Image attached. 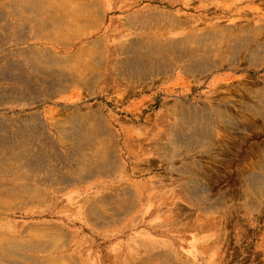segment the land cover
Masks as SVG:
<instances>
[{"label":"bare ground","instance_id":"bare-ground-1","mask_svg":"<svg viewBox=\"0 0 264 264\" xmlns=\"http://www.w3.org/2000/svg\"><path fill=\"white\" fill-rule=\"evenodd\" d=\"M112 1L0 0V45L8 37L11 26L23 31L30 23L37 22L32 15H44L46 17L38 22L39 28L53 32L45 35L38 31L36 36L52 37L54 44L64 48L85 39L86 47L107 50L105 38L87 40L101 32L108 36L105 28L108 13L132 7L128 3L113 6ZM11 14L18 17L16 24L12 23ZM179 23L172 14L155 7H145L129 15L123 26L148 35L126 42L119 36L120 58L111 67L114 81L165 72L172 68L174 61L182 59H186V71L212 70L216 67V54L229 58L239 47L251 43L250 37H233L231 26L212 27L217 30L206 28L208 30L201 34L192 33L182 39L153 35L158 30L176 28ZM37 46L19 47L15 50L16 56L10 53L0 59V106L21 104V95L38 91L36 82L56 86L63 93L69 91L73 82L91 85L86 89L88 98L76 99L75 102H83L75 105L97 98L101 90L95 92L89 82L109 78L110 67L104 52L84 53L83 48L77 54L66 56ZM255 53H262L260 46ZM259 96L264 104V89ZM72 99L73 96L66 97V101ZM163 106L172 111L174 120L169 139L158 147L168 160L192 148L213 142L215 145L214 120L223 122L228 117L221 111L212 114L213 109L208 105L200 110L193 105L180 104L179 100L173 105L164 102ZM42 117L36 114L24 119L0 118V264H189L179 259L175 251L159 246L154 240L156 236L176 234L180 222L176 215V218L158 222L155 216L165 211L167 204L155 208L156 202L146 194L147 182L131 184L127 180L123 188H116L112 194L98 192L83 196L75 192L73 196L68 195V200L59 196L62 192L45 191L47 187L82 185L92 174L111 173L113 176L118 172L113 142L120 132L115 118H108L112 125L101 114L94 117L91 113H74L71 117L65 116V120ZM9 123L14 124V130ZM57 145L68 146V155L54 151ZM68 157L73 160L71 165L64 163ZM138 167L140 165L135 169ZM148 170L146 166L141 173ZM186 184V194L190 199L196 198L199 191L196 192L194 179L187 180ZM169 226L172 231L165 229ZM180 233L183 235L185 231ZM193 253L197 261L201 246L197 245Z\"/></svg>","mask_w":264,"mask_h":264},{"label":"rangeland","instance_id":"rangeland-1","mask_svg":"<svg viewBox=\"0 0 264 264\" xmlns=\"http://www.w3.org/2000/svg\"><path fill=\"white\" fill-rule=\"evenodd\" d=\"M125 3L132 7L108 13L105 22L108 36L101 32L88 37V42L105 38L109 47L107 50L86 47L85 39L74 41L73 46L64 48L54 44L52 37L36 36L38 31L45 35L53 32L39 28L38 22L46 17L44 15H32L37 22L30 23L23 31L11 26L8 37L0 45V59L10 53L16 56V49H27L32 44L66 56L77 54L85 48L84 53L104 52L110 71L107 80L91 79L89 83L95 87V92L101 91L97 98L84 104L75 105L83 102L75 101L80 97L83 100L88 98L89 91L86 89L91 85L87 87L86 84L81 86L73 82L69 91L63 93L56 86L52 88L50 84L36 82L38 91L21 95V104L0 106V118L21 119L41 114V117L65 120L74 113H91L94 117L100 114L103 118L107 117L112 124L108 118L113 116L116 129L120 132L113 142L120 168L118 172L113 176L111 173L92 174L82 185L47 187L45 191L62 192L59 196L68 200V195L73 196L75 192L83 196L98 192L108 195L116 188H123L127 180L131 184L145 181L147 197H152L156 202L155 208L167 204L165 211L155 216L158 222L176 216L180 222L176 234L154 238L159 246L172 249L179 259L189 264H264V104L259 98V92L264 89V0L112 1L113 6ZM145 7L162 9L181 22L176 28L153 33L158 37L182 39L192 33L201 34L208 30L206 28L217 30L214 28L231 26L233 37H250L251 43L239 47L229 58L216 54V67L212 70L186 71V59H182L174 61L172 68L165 72L155 71L135 79L120 78L115 82L111 67L120 58L121 43L117 39L122 36L121 40L126 42L136 36L148 35L123 26L129 15ZM11 17L12 23L16 24L18 17L15 14H11ZM258 46L262 50L260 55L255 53ZM102 89L105 90L102 92ZM69 96H73V99L66 101ZM175 100L200 110L208 105L213 109L212 114L221 111L228 117L225 116L223 122L214 120L215 145L213 142L205 147L192 148L168 160L161 155L158 147L169 139L174 120L172 111H168L163 104L168 102L173 105ZM158 113H162L161 116ZM13 125L8 124L11 130L15 129ZM121 128L124 130L121 131ZM55 150L68 155L70 148L57 145ZM64 163L71 165L73 160L68 157ZM137 165L140 167L135 169ZM146 166L149 170L141 173ZM190 179H194L196 192L199 191L194 199H190L184 190ZM165 229L172 231L170 226ZM183 230L185 233L182 235L180 232ZM197 245L201 246V254L196 261L193 252Z\"/></svg>","mask_w":264,"mask_h":264}]
</instances>
